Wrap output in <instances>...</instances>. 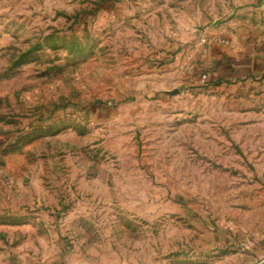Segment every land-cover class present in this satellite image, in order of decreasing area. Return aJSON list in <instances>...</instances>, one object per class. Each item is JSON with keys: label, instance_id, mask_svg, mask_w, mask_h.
I'll return each mask as SVG.
<instances>
[{"label": "rangeland", "instance_id": "rangeland-1", "mask_svg": "<svg viewBox=\"0 0 264 264\" xmlns=\"http://www.w3.org/2000/svg\"><path fill=\"white\" fill-rule=\"evenodd\" d=\"M0 264H264V0H0Z\"/></svg>", "mask_w": 264, "mask_h": 264}]
</instances>
